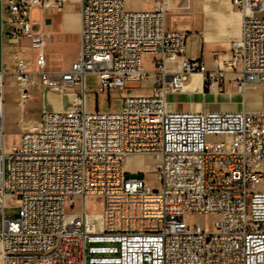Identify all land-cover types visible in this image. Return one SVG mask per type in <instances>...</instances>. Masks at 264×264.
Listing matches in <instances>:
<instances>
[{"label":"built area","instance_id":"obj_1","mask_svg":"<svg viewBox=\"0 0 264 264\" xmlns=\"http://www.w3.org/2000/svg\"><path fill=\"white\" fill-rule=\"evenodd\" d=\"M56 1L65 0H0L2 34L17 44L14 69H0V264H264V190L255 189L264 181V0H230L245 10L240 34L213 68L190 49L195 32L167 25L172 0L142 10L126 9L130 0H78L77 57L51 70L31 11ZM198 73L206 89L260 86L261 108L168 109L167 94ZM87 74L96 96L120 91L118 110L86 109ZM7 75L22 106L34 86L74 96L67 109H43L9 151ZM152 98L163 114H152ZM145 154L157 160L156 188L128 175V157ZM88 196L103 199L99 213L87 212ZM7 197L17 200L16 218L4 215ZM75 197L80 210H67Z\"/></svg>","mask_w":264,"mask_h":264},{"label":"crops","instance_id":"obj_2","mask_svg":"<svg viewBox=\"0 0 264 264\" xmlns=\"http://www.w3.org/2000/svg\"><path fill=\"white\" fill-rule=\"evenodd\" d=\"M200 1V0H198ZM216 1V0H213ZM222 1V0H217ZM78 4L73 1L65 0L63 9L60 12L45 10L43 7H35L31 11L32 18L37 21L38 29L43 31L46 36L45 52L47 55V66L51 70L66 69L71 62L76 59L79 48V1ZM198 4V3H197ZM78 5V6H77ZM42 13L41 19L36 18V13ZM242 12L240 10H231L229 8H218L217 4L203 5L198 11L197 25L193 29H187L195 32L192 36L190 49L193 53L203 52L207 68H213L216 65L215 59L222 58L229 52L230 46L234 40L239 37ZM167 22V20H166ZM168 26H171L167 23ZM67 37L71 38V43H77V51L72 50L71 59L67 67L61 66L59 61H54L52 53L60 55L59 52L47 50L49 41L56 40L63 47ZM27 40H22L20 45H27ZM17 44L10 43L2 34V25L0 18V69L3 68L8 72L14 69L12 58L16 52ZM27 56L31 53L27 49ZM150 55V54H145ZM221 63H219L220 65ZM149 68V65L147 66ZM232 74L226 73L225 83L231 79ZM198 85H195L197 84ZM14 87V86H12ZM193 88L199 91V94H193ZM187 88V89H186ZM18 92V89L16 88ZM19 96V94H18ZM168 109L175 111H194V110H238L245 109L256 111L261 108L262 92L260 86L248 90L245 94H239L232 89L218 90L217 88H205L201 74L187 76L184 87L180 90L170 91L167 94ZM3 100V112L7 107ZM19 103V101H18ZM22 106L21 104H19ZM63 110V109H62ZM22 119L18 121L20 125ZM146 155V154H145ZM131 156L128 157V161ZM144 169V168H137Z\"/></svg>","mask_w":264,"mask_h":264},{"label":"rangeland","instance_id":"obj_3","mask_svg":"<svg viewBox=\"0 0 264 264\" xmlns=\"http://www.w3.org/2000/svg\"><path fill=\"white\" fill-rule=\"evenodd\" d=\"M78 4L77 0H70ZM186 0H172L170 7L167 10L166 20L171 26H175L182 29H193L197 25L198 11L203 5L217 4L218 8H229L231 10H239L232 1L222 0H190V6L187 8ZM198 3V4H197ZM63 2H53L49 6L43 7L46 11L60 12L63 9ZM78 6V5H77ZM151 6L150 0H130L126 4L128 10H142ZM42 13L38 11L36 18L41 19ZM55 39V38H54ZM49 41L47 50L51 52H59L60 55L52 53L54 61H59L61 66L67 67V63L71 59L72 50L74 45L71 43V38L67 37L66 43L61 47L56 40ZM77 43L75 44V51H77ZM73 57V54H72ZM152 55H144V63L150 65V59ZM61 68V67H60ZM58 68V69H60ZM11 75L5 77L4 83V104L7 107L4 114V142L5 151H9L12 145L19 143L21 133L27 128L35 127L39 121L42 110H64L71 106L74 96L69 93H64L62 88H41L34 86L31 91L30 97L26 100L23 106H20L18 101L19 96L16 91V87H12L10 84ZM86 82V97L85 105L87 110H93L97 104L100 110H118L121 106V93L119 90L114 89L110 94H100L96 96L97 82L96 76L93 74H87L85 77ZM150 85V80L141 82L140 90H145ZM137 90V88H133ZM96 97H98L96 99ZM98 100V102H96ZM22 119L20 125L18 121ZM208 139H213V136H209ZM128 161V160H127ZM126 161L128 175H140L145 177L152 188H156L158 185L157 173L153 169V166L157 162L151 155H134L131 156L129 162ZM137 168H144V174L131 173ZM264 169V167H263ZM7 177V173H5ZM255 189L264 190V181L258 184ZM81 199L79 197L74 198L73 208L67 207V210L73 209V211H79L81 208ZM86 210L90 213H99L103 206V199L98 196H88L86 201ZM18 204L17 200L12 197H7L6 207L4 209V215L10 218H16L18 216ZM205 221L211 226L216 219L214 215H208L204 217ZM189 222H197L198 217L191 216Z\"/></svg>","mask_w":264,"mask_h":264},{"label":"bare ground","instance_id":"obj_4","mask_svg":"<svg viewBox=\"0 0 264 264\" xmlns=\"http://www.w3.org/2000/svg\"><path fill=\"white\" fill-rule=\"evenodd\" d=\"M240 11L242 12V15L245 13L244 9H240ZM195 85H198V82ZM192 89H193V92H191V93L199 94V91H197L196 88L192 87ZM64 93L70 94V92H64ZM150 108L152 109V114H163L164 110H165V103H159V98H152L150 101ZM32 128H34V127H32ZM32 128H29V129H32Z\"/></svg>","mask_w":264,"mask_h":264}]
</instances>
